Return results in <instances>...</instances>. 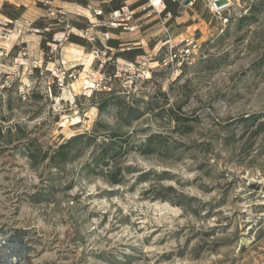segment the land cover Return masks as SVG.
<instances>
[{
  "label": "rangeland",
  "instance_id": "obj_1",
  "mask_svg": "<svg viewBox=\"0 0 264 264\" xmlns=\"http://www.w3.org/2000/svg\"><path fill=\"white\" fill-rule=\"evenodd\" d=\"M213 3L0 0V264H264V0Z\"/></svg>",
  "mask_w": 264,
  "mask_h": 264
},
{
  "label": "built area",
  "instance_id": "obj_2",
  "mask_svg": "<svg viewBox=\"0 0 264 264\" xmlns=\"http://www.w3.org/2000/svg\"><path fill=\"white\" fill-rule=\"evenodd\" d=\"M92 9L94 15L103 14L102 10L98 7V5L93 6ZM119 12L123 13L124 12L123 8H121L120 10H113L112 12H109L108 18L111 20L109 22L110 26H122L123 21L126 20L124 19V17H121L119 21L120 23L117 24L115 23V21H113L115 20L117 14H120ZM169 47H170V58L172 61L176 63L177 67L188 65L197 52V47L196 44L193 42V40H185L178 47H175L170 43Z\"/></svg>",
  "mask_w": 264,
  "mask_h": 264
},
{
  "label": "bare ground",
  "instance_id": "obj_3",
  "mask_svg": "<svg viewBox=\"0 0 264 264\" xmlns=\"http://www.w3.org/2000/svg\"><path fill=\"white\" fill-rule=\"evenodd\" d=\"M227 0H221V2H220V5L219 4H216L215 2L213 3V5L216 7V8H219V7H221V6H223V3H225ZM159 2H160V0H152V4L153 5H156V6H158L159 5ZM93 55V54H92ZM94 56V55H93ZM85 64H86V62H85ZM91 82V81H90ZM19 255H17V257H15L14 259H12L11 260V262H10V260H9V264H12V263H14V262H18V260H20L21 258H19L18 257ZM19 258V259H18Z\"/></svg>",
  "mask_w": 264,
  "mask_h": 264
},
{
  "label": "water",
  "instance_id": "obj_4",
  "mask_svg": "<svg viewBox=\"0 0 264 264\" xmlns=\"http://www.w3.org/2000/svg\"><path fill=\"white\" fill-rule=\"evenodd\" d=\"M214 2L220 5L221 0H214Z\"/></svg>",
  "mask_w": 264,
  "mask_h": 264
},
{
  "label": "trees",
  "instance_id": "obj_5",
  "mask_svg": "<svg viewBox=\"0 0 264 264\" xmlns=\"http://www.w3.org/2000/svg\"><path fill=\"white\" fill-rule=\"evenodd\" d=\"M246 17H247V16L244 15L241 19L246 18Z\"/></svg>",
  "mask_w": 264,
  "mask_h": 264
}]
</instances>
